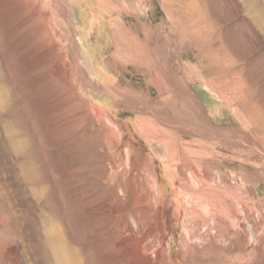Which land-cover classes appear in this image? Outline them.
Returning a JSON list of instances; mask_svg holds the SVG:
<instances>
[{"label": "rangeland", "instance_id": "1", "mask_svg": "<svg viewBox=\"0 0 264 264\" xmlns=\"http://www.w3.org/2000/svg\"><path fill=\"white\" fill-rule=\"evenodd\" d=\"M167 136L222 164L244 227L185 252ZM163 212L176 262L264 264V0H0V264H153Z\"/></svg>", "mask_w": 264, "mask_h": 264}, {"label": "bare ground", "instance_id": "2", "mask_svg": "<svg viewBox=\"0 0 264 264\" xmlns=\"http://www.w3.org/2000/svg\"><path fill=\"white\" fill-rule=\"evenodd\" d=\"M61 9L63 8L60 7V10ZM174 12H176V14L179 13V11L177 10H175ZM62 14H66V13L62 12ZM120 28H122L125 35L124 37L121 36V38L115 37L116 42H117L116 45H118L119 49L121 50L123 49V51L120 53L121 56L123 57L126 56L127 59L129 58V60H132L133 56L131 58V55H132L131 53L133 52L132 45H134L135 43V37H136L134 36L135 33H133V30H130V28L125 27L124 25H122ZM184 32H185L184 33L185 36L189 34L192 35L193 33V32L192 33L188 32L186 30H184ZM126 38L129 39L127 42L122 40ZM112 64L114 66L111 65V68L113 69L115 68L117 71V68L119 67L117 65L118 63L117 64L112 63ZM124 97L126 100L128 99L129 95L125 93ZM140 112L143 114L140 117H143V118L149 117L145 115V113L149 112L146 107L141 108ZM143 122H147V120H144ZM167 126L168 125L166 124V127ZM142 127L149 128V125H146L144 123ZM172 127L173 126H171V128ZM156 138H157V141H159L162 145H165L168 150L167 152L168 160H167V163H165L164 165L166 169L165 171L167 173H174L172 166L181 165V174H182L181 181L177 184V186L174 185L175 188L174 187L172 188V191H173L172 195H173V198H175V199H172V204H173V207H177L175 212L181 213L186 208L187 211L189 212L187 220L190 221V219L196 218L195 226L191 227L192 229H186V233L181 236V245L183 249L185 250V252L193 247V244L191 245V242L194 241L196 234L192 230L196 226H199L200 222H202L203 225L206 227V232L208 233L206 236H203V238L202 237L200 238V240H203V241H207L208 240L207 238H211V237H214L217 241L218 240L222 241V239H225V236L230 233V232L229 233L220 232L218 234L216 233V235H212V231L214 233V229H215V225H217V221L223 222L226 225V229H229L231 226L235 229H237L238 226H240L241 228L244 227V223L242 222V216H240L239 214H235L232 217L228 210V201L225 199L224 195L220 191L216 190L215 188L209 185V183L212 180L214 181L215 178H219V180L222 181L224 186L226 187L231 186L230 179L228 178L227 173L224 172L222 164L219 163L218 165L212 161L207 160V157L210 154L209 155L208 153L205 154L203 150H196V148H192V147H189V148L187 147L188 151L186 152L184 151V156H182L181 150H179L180 148H178L177 151L174 152L176 145L179 144L177 139L176 141L174 140L171 141L172 139L169 140V136L154 137L153 139H156ZM111 141L114 142V139L111 138ZM190 144L191 143H188V145ZM168 145H170V147H168ZM116 163L118 162L116 161ZM215 170H218L219 172L216 173ZM187 180H189V182ZM165 197H166L165 191L162 189L161 186H158V199L160 203L161 202L165 203ZM172 214L173 213L163 212L161 215L156 217L157 219L154 222V225L147 232L148 237L150 236L153 240L151 244H148L146 246L145 249L147 252L154 249V244H155L154 242L157 240H161L162 245H163L162 249L157 250V253L154 256L153 264H187V262L185 263H181L180 261L176 262L175 260H173V257L171 255L170 248H171L172 234L176 226H178V224L172 225L171 221L174 218ZM135 263L136 261L134 262V264Z\"/></svg>", "mask_w": 264, "mask_h": 264}]
</instances>
